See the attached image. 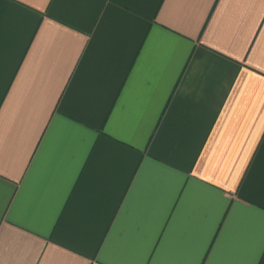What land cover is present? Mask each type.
<instances>
[{
  "label": "crops",
  "instance_id": "obj_1",
  "mask_svg": "<svg viewBox=\"0 0 264 264\" xmlns=\"http://www.w3.org/2000/svg\"><path fill=\"white\" fill-rule=\"evenodd\" d=\"M0 264H264V0H0Z\"/></svg>",
  "mask_w": 264,
  "mask_h": 264
}]
</instances>
